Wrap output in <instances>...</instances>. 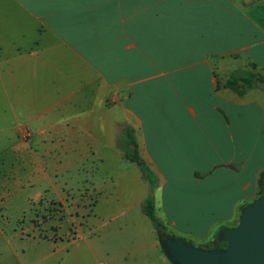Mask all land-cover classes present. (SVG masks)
Listing matches in <instances>:
<instances>
[{
  "label": "crops",
  "instance_id": "crops-1",
  "mask_svg": "<svg viewBox=\"0 0 264 264\" xmlns=\"http://www.w3.org/2000/svg\"><path fill=\"white\" fill-rule=\"evenodd\" d=\"M249 71L264 0H0V264H173L146 199L214 246L261 190Z\"/></svg>",
  "mask_w": 264,
  "mask_h": 264
},
{
  "label": "water",
  "instance_id": "water-1",
  "mask_svg": "<svg viewBox=\"0 0 264 264\" xmlns=\"http://www.w3.org/2000/svg\"><path fill=\"white\" fill-rule=\"evenodd\" d=\"M158 238L173 264H264V176L262 192L241 207L238 222L218 230L224 246H196L166 231Z\"/></svg>",
  "mask_w": 264,
  "mask_h": 264
},
{
  "label": "trees",
  "instance_id": "trees-1",
  "mask_svg": "<svg viewBox=\"0 0 264 264\" xmlns=\"http://www.w3.org/2000/svg\"><path fill=\"white\" fill-rule=\"evenodd\" d=\"M257 82L264 84V75L257 74L254 71H249L245 75H237V74H230V76L227 77L225 80V85L232 88L235 92L238 94H242L247 88L255 85ZM131 140V139H130ZM131 142L134 144V141L131 140ZM127 157L135 160H139V157L136 153V151H131L127 153ZM264 174L260 178V184H261V190L262 192V178ZM143 209L146 212V214L150 217L152 220L157 233H163L165 230V227L154 214V207L151 199H146L143 205ZM216 241H219L218 239ZM225 242L219 241L218 244L215 242L214 246H224Z\"/></svg>",
  "mask_w": 264,
  "mask_h": 264
},
{
  "label": "rangeland",
  "instance_id": "rangeland-1",
  "mask_svg": "<svg viewBox=\"0 0 264 264\" xmlns=\"http://www.w3.org/2000/svg\"><path fill=\"white\" fill-rule=\"evenodd\" d=\"M218 242H219V241H216L217 244H218ZM192 244H193V243H192ZM194 245H195V244H194ZM197 246H199V245H197Z\"/></svg>",
  "mask_w": 264,
  "mask_h": 264
}]
</instances>
